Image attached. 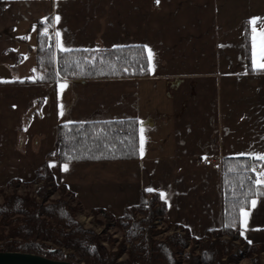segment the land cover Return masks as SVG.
<instances>
[{
  "label": "rangeland",
  "instance_id": "obj_1",
  "mask_svg": "<svg viewBox=\"0 0 264 264\" xmlns=\"http://www.w3.org/2000/svg\"><path fill=\"white\" fill-rule=\"evenodd\" d=\"M80 4L81 10L85 6L93 7ZM14 8L0 7V203L4 196L13 193L31 195L40 201L37 192L45 184L32 180L35 171L48 163L56 182L66 186L64 195L76 210L77 221L102 236V244L109 251L117 249L126 231L110 226L112 222L92 212L103 209L118 218L125 208L138 203L142 190L163 194L167 203V215L154 223L161 232L160 239L183 235V229L199 238L205 230L219 227L216 151L222 147L241 150L250 144L258 145L259 129L264 127L261 120L264 71L257 74L252 58L253 28L257 33L261 31L264 0H207L206 5L188 2V40L179 45L176 40L181 37L179 33L173 34L175 39H169L170 23L163 21L160 32L156 30L155 36H161L165 42L159 46L151 41L153 76H158L160 70L168 71V60H188V67H178L188 69V82H175L180 85L179 90L176 96L169 97L178 105L173 118L176 124L173 139H162L161 147L167 152L164 145L169 146L172 140L170 151L155 158L146 157L147 160L143 157L140 162L139 158L133 162L68 164L67 171L66 164L61 166L49 156L54 149L57 126L75 122V118L123 119L122 104L117 101L124 93L130 94L131 89L122 82H107L92 88L87 83L68 80L58 81V86L51 83L48 88L38 83H23L43 76V71L33 52L35 32L27 23L35 7L22 1ZM151 13L146 17L143 33L150 40L154 37L150 23L158 15ZM16 19L24 20V25L29 27L26 36L30 52L25 50L27 46L22 48L17 44L16 38L21 33L15 27ZM253 19L257 20L256 25L251 24ZM49 26L52 28L51 22ZM112 36L120 42L126 39L115 31ZM187 43L188 48L184 49ZM17 55H24L25 59L13 67ZM112 95L116 96L114 102ZM88 98H91L89 104ZM11 181L15 182L10 184ZM60 187L55 191L49 186L45 188L50 193L48 201L61 197ZM198 246L189 242L181 256L193 248L197 254ZM240 250L241 255L233 264H264V251L247 256L243 247ZM125 259L123 255L120 260Z\"/></svg>",
  "mask_w": 264,
  "mask_h": 264
},
{
  "label": "trees",
  "instance_id": "obj_2",
  "mask_svg": "<svg viewBox=\"0 0 264 264\" xmlns=\"http://www.w3.org/2000/svg\"><path fill=\"white\" fill-rule=\"evenodd\" d=\"M49 22L48 18L34 24L35 57L43 76L23 83L56 84L61 80H115L150 75V61L143 45L53 50L46 43ZM49 156L61 166L138 161L140 123L135 118L61 123ZM258 168H264V160L227 157L219 161L220 225L205 230L199 238L182 227L183 235L159 238L161 232L154 223L167 215V203L157 191L142 190L138 203L125 208L118 218L103 209L92 210L112 222L110 226L126 231L117 249L109 251L102 244V236L77 221L76 210L64 195L66 186L56 182L49 164L44 163L32 180L45 184L37 192L40 201L31 195L13 193L4 196L0 203V251L29 253L72 264H233L241 255L240 246L247 256L264 251L263 246L250 245L241 235L242 212L252 200L264 198V184L256 183ZM59 185L61 197L48 201L50 193L45 188L49 186L55 191ZM189 242L199 244L198 253L193 248L182 257ZM123 255L126 259L121 261Z\"/></svg>",
  "mask_w": 264,
  "mask_h": 264
},
{
  "label": "crops",
  "instance_id": "obj_3",
  "mask_svg": "<svg viewBox=\"0 0 264 264\" xmlns=\"http://www.w3.org/2000/svg\"><path fill=\"white\" fill-rule=\"evenodd\" d=\"M30 2L34 5V13L27 18V23L30 29H34V37L36 44V30L34 24L37 21H44L50 19L52 29L54 32V41L56 49L71 50V49H95L104 50L119 46L140 44L143 45L148 53L150 68L151 59L149 51L150 45L154 48V44L165 42L161 36H155L157 31L160 30L161 23L166 21L170 23L171 27L168 28L170 35L169 39H175L174 33L181 35L177 40L179 45L184 40H188V2H200L206 5L207 0H0V7L14 6L17 2ZM50 3V7L48 4ZM80 3H88L93 7L90 9L85 6V10H81ZM80 4V5H79ZM44 6V8L41 7ZM79 5V6H78ZM15 9V8H14ZM157 12L158 15L153 17V22L150 23L153 33L152 40L148 39L147 34L144 33V23L146 17ZM38 13V14H37ZM59 16V21L55 18ZM18 26L16 29L21 33L16 38L19 47L28 45L26 30L29 28L24 25V20H15ZM167 28V27H166ZM165 28V29H166ZM29 29V32H30ZM117 30V31H116ZM154 30V32H153ZM113 31L124 35V41L120 39H113ZM160 32V31H159ZM59 33V35H57ZM139 37V35H141ZM136 35V37H135ZM26 37V38H25ZM182 41V42H181ZM188 42V41H187ZM121 43V44H120ZM28 48V49H27ZM188 48V43L184 45V49ZM31 51L30 46L25 48ZM166 50V49H165ZM11 51V50H9ZM35 55V46H34ZM15 53V52H14ZM13 67L25 59L24 55H17ZM168 60V71L160 70L158 76L150 75L144 78H126L115 80H86V81H73L71 83H87L89 87H98L99 84L107 82H122L126 84V88L131 89L130 94L124 93L117 101L123 109L121 117L135 118L140 123V161L143 157L152 156L155 158L157 155H164L172 148L171 144H165V149L161 147V140L164 138H172L175 130L174 114L177 111L178 105L169 97L176 96L175 92L179 90L178 84L175 82H188V69L182 70L178 67H188V60L182 58L180 61ZM158 73V72H157ZM41 77L37 79H41ZM23 80V81H36ZM17 81V80H16ZM66 81V80H61ZM70 82V80H68ZM57 82L55 85L58 86ZM80 82V83H79ZM46 88L51 84L41 83ZM90 84V85H89ZM98 84V85H97ZM108 88V87H107ZM188 90V89H187ZM186 94V92H185ZM95 96L99 94L95 92ZM114 102L116 96H111ZM188 98V93L186 94ZM167 98H169L167 100ZM175 98V97H174ZM91 98L87 99L86 103H90ZM100 100V98H98ZM86 101V100H85ZM84 101V102H85ZM113 102L111 104H113ZM85 103V104H86ZM101 106L102 103H99ZM97 105V104H96ZM97 105V107H99ZM120 117V116H119ZM83 118H75V122H87ZM264 121V118H261ZM260 138L257 140L260 144H250L244 149H228L220 148L216 151V157L219 161L227 157H256L264 156V127L261 126ZM258 134V133H256ZM173 139V138H172ZM212 151V150H211ZM148 158H146L147 160ZM215 161V160H210ZM264 171V168L261 169ZM259 174V173H257ZM264 180V177H259ZM253 201L255 205L253 206ZM247 213V216L244 215ZM241 230L244 233L243 239L250 245H257L264 247V198H256L252 200L250 207L243 211L241 214Z\"/></svg>",
  "mask_w": 264,
  "mask_h": 264
},
{
  "label": "snow or ice",
  "instance_id": "obj_4",
  "mask_svg": "<svg viewBox=\"0 0 264 264\" xmlns=\"http://www.w3.org/2000/svg\"><path fill=\"white\" fill-rule=\"evenodd\" d=\"M157 3H159V0H157ZM55 19L59 21V16H57ZM256 23H257L256 19H253L251 21L252 25H256ZM57 35H59V33H57ZM252 58H253V67L255 68L257 74H259L261 71H264V22L261 23V31L259 33L256 32L255 27L253 28ZM250 158H253V157H250ZM254 158L259 159V160H264V156H256ZM64 170L67 171V165H65ZM258 177H264V171H261L258 174ZM256 183L258 185L264 184V180L258 178ZM148 191H152V189H148ZM161 196L163 198V194H161ZM254 205H255V201H253V206ZM244 215L247 216V213H244ZM225 226L227 227L229 225H225ZM243 234L244 233L241 232V235Z\"/></svg>",
  "mask_w": 264,
  "mask_h": 264
},
{
  "label": "water",
  "instance_id": "obj_5",
  "mask_svg": "<svg viewBox=\"0 0 264 264\" xmlns=\"http://www.w3.org/2000/svg\"><path fill=\"white\" fill-rule=\"evenodd\" d=\"M0 264H72L69 261H57L43 256L21 253V252H1Z\"/></svg>",
  "mask_w": 264,
  "mask_h": 264
},
{
  "label": "built area",
  "instance_id": "obj_6",
  "mask_svg": "<svg viewBox=\"0 0 264 264\" xmlns=\"http://www.w3.org/2000/svg\"><path fill=\"white\" fill-rule=\"evenodd\" d=\"M46 35H47V39H46L47 46L55 50L54 32L50 26L46 28Z\"/></svg>",
  "mask_w": 264,
  "mask_h": 264
}]
</instances>
